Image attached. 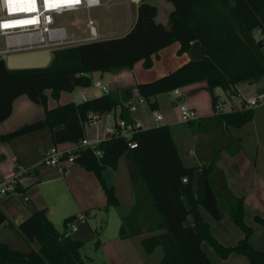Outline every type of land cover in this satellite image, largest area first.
Returning a JSON list of instances; mask_svg holds the SVG:
<instances>
[{"label": "trees", "instance_id": "16d2710c", "mask_svg": "<svg viewBox=\"0 0 264 264\" xmlns=\"http://www.w3.org/2000/svg\"><path fill=\"white\" fill-rule=\"evenodd\" d=\"M152 1L140 3L136 22L125 35L57 49L47 68L10 70L0 57V124L11 116L15 100L22 95L45 109L44 118L0 133V143L49 129L54 146L78 144L86 136V124L93 120L91 114L104 116L119 108L121 119L132 123L126 105L134 97L132 89L56 107L49 106L48 92L59 99L63 92L90 87L91 74L95 72L133 69L139 63L151 69L154 58L174 43H179L178 55L182 56L190 51L193 42H199L204 55L187 60L157 79L139 82L138 94L156 109L157 102L152 98L206 82L213 94L215 119L226 128H241L252 121L254 108L243 99L241 109L226 112L219 106L214 91L221 89L230 97H237V85L257 83L264 78V0H168L175 7L170 14V28L156 21L158 9ZM194 121L188 124L194 125ZM224 133V138L228 136L231 141V154L238 153L240 145ZM130 141L136 147L130 148ZM98 149L100 156L89 148L79 149L74 153V164L92 172L109 204L119 206L115 188L106 184L104 173L117 170L120 160L127 159L135 203L131 212L122 217V238L147 236L142 241L143 249L152 254L161 247L160 264H212L203 242H208L221 258L237 253L247 257L251 264H264V250H257L251 243L253 229L244 219V198L232 194L225 177L216 178L219 156L199 167L187 165L167 125L141 128L131 139L114 133L100 142ZM197 169H201V175L195 192ZM15 184L16 191L22 193L21 185L17 181ZM201 207L217 221L231 219L245 233L244 239L234 247L222 245L204 220ZM189 216L193 218L192 225L187 223ZM74 219L65 220L66 231ZM255 222L264 227L263 217L257 215ZM6 224L15 226L0 206V228ZM17 229L27 241L39 242L40 248L24 252L0 240V264H85L81 257L84 243L67 232L59 233L47 210H37Z\"/></svg>", "mask_w": 264, "mask_h": 264}, {"label": "crops", "instance_id": "0c3cea01", "mask_svg": "<svg viewBox=\"0 0 264 264\" xmlns=\"http://www.w3.org/2000/svg\"><path fill=\"white\" fill-rule=\"evenodd\" d=\"M129 2L132 4L135 13L131 22L127 20L117 22L114 32L107 37L103 35V39L123 36L131 30L137 19L138 5L134 4L131 0H129ZM152 3L158 9L156 21L165 25L167 28H170V14L175 9L174 5L168 0H153ZM159 7H161L164 12L161 22L158 20L160 13ZM172 47L176 49L178 54L180 45L179 43H174L162 50L159 53L158 58H154V65L151 69H147L143 63H139L133 69H123L114 72H95L91 74L92 84L90 87H85L89 99L100 96L104 93L93 86V83L98 81L101 82L103 86L107 87L109 92L116 94H120L126 89H132L134 94L133 100L135 101L139 97L137 91L138 83L149 81L154 77V75L147 73L149 70L156 68V66H160V72L163 75L169 72L168 68H164L165 63L163 60L165 52ZM203 55L204 51L202 45L199 42H193L190 51L182 56H186L184 59L186 62L190 59H201ZM237 90L239 92L237 98H239L240 101V107L237 109H241L242 99L247 103L248 100L253 97L264 95V79L253 84L241 83L237 85ZM214 93L218 98L220 97L218 89L215 90ZM63 94L64 93L61 94L59 100L63 99ZM48 95V104L50 107H56L62 103H55L50 92H48ZM152 101L157 102L156 109H153L147 101L143 104L136 102L137 109L134 112L129 111L132 121L139 123L142 129H150L162 125L169 126L172 129L179 153L187 165L199 167L202 164L213 161L219 156L216 178L222 180L223 177H225L228 189L232 194L238 198H244V219L246 224L253 229L251 243L257 250H264V227L255 222V217L257 215L264 218V170H261L258 164L252 166L251 161V158L254 157L253 151L256 150V163L258 162L261 146L257 144L256 149L249 150L245 142L243 143L241 139L231 135L233 140L240 145V151L234 155L231 154V141L228 139V136L225 138L223 136V132L228 128H226L219 119H215L213 94L209 91L206 82L196 83L181 88L178 97H175L172 93L160 94L155 98H152ZM178 102L187 103L198 113L199 117L194 121V125L180 121ZM233 104L234 102H232V105ZM172 113H177V120L171 119ZM158 116H162V120H158ZM44 117V107L32 102L26 95H22L15 100L11 116L0 124V133L6 134L12 132L25 124ZM120 118V108L113 114V116H102L97 124H90L86 127V137L90 141L99 144L107 138L106 129L115 125ZM197 123H200L199 125L208 124V128L210 127L209 131H211V129L213 131L218 130L222 138L210 137V135H206L205 133L202 135L195 134L193 130L199 126ZM73 145L74 144L72 143H65L56 147L65 149L70 148ZM53 147L54 143L49 129H43L15 138L8 143H0V182L14 180L24 189L21 195L13 196L3 205L4 207H1L9 220L15 225L14 227H11L6 224L0 228V240L8 245L10 242L6 239L10 234L9 230H12L13 228L17 229V226L24 219L31 216L37 210H41V208H39L34 202L33 197L36 198V195H33V197L28 195L29 190L55 181H65L66 179L71 178L72 172H74L76 178L82 177L86 180L90 179L89 174L74 165L69 166L66 170L43 165L42 162L45 152ZM220 150L221 153L219 155ZM124 158L125 157L120 160L117 170H113V172L119 170L120 164ZM241 158L245 159L243 160L244 166L240 162ZM73 166L76 169H74ZM244 167L247 169L244 170ZM109 170L110 169L106 170L104 173L107 185H109L108 177L112 174ZM24 171L25 173L17 179L18 173ZM58 173L60 174L59 177L57 176ZM200 175L201 169H197L194 173L195 192H197V184ZM130 184L128 198L132 207L135 203V196L132 183ZM70 185L71 183H68L69 188ZM117 187L118 186L115 184V191H118ZM217 187H220L218 183ZM125 193L128 194V189H125ZM26 195L29 198L28 202H25L23 198ZM85 199L89 201V197H86ZM200 210L204 220L209 224L214 237L225 247H234L244 239L245 233L228 217L221 221H217L202 207ZM51 213L52 209H49L47 212L48 217ZM187 223L191 225L193 224L192 216L188 217ZM65 232H67L72 238L76 239L75 234L80 232V228L77 226V230L74 231L68 227ZM141 237L142 236H138L134 238H137L139 245H141L143 249L142 241L147 236H143V238ZM25 241L29 242L27 240ZM29 243L30 245L28 248L35 250L36 243ZM202 247L211 259L212 264H251L247 257L237 253H232L226 259L221 258L208 242H203ZM143 252L144 254H147L144 249Z\"/></svg>", "mask_w": 264, "mask_h": 264}, {"label": "rangeland", "instance_id": "374dc122", "mask_svg": "<svg viewBox=\"0 0 264 264\" xmlns=\"http://www.w3.org/2000/svg\"><path fill=\"white\" fill-rule=\"evenodd\" d=\"M101 2L102 5L99 8H94L89 12L65 15L61 18V21L63 23L75 22V27L72 30L76 34H82L85 30L83 22L90 16L97 23L101 34L106 37L114 32L117 22L123 20L131 22L135 13L129 0H101ZM159 8L158 20L161 22L164 12L161 7ZM4 48L5 40L0 38V51ZM0 57L2 58L1 54ZM185 58L186 56L178 55L175 48H169L164 54V68H168L171 71L183 64ZM160 71V66L149 70L147 73L154 75L153 79L149 81L163 75ZM98 83V81H95L93 86H97ZM79 91L80 89L76 88L73 92H63V99L53 98L54 102H62L60 104H64L66 102L80 101ZM218 93L220 96L219 106L222 110L229 112L240 107L239 98L230 97L221 89H218ZM232 102H234L233 105ZM253 108L255 116L252 121L241 128L228 127V129H225L224 135L229 134L238 137L243 143L245 142L249 150L256 149L257 144L260 145L261 150L259 151L258 162L256 163V150L253 151L254 157L251 158V161L252 166L258 164L261 170H264V105ZM171 119L177 120V113H172ZM207 126L208 124L199 125L193 132L197 135L205 133L210 135V137L222 138L218 130H216L217 132L212 129L209 131L210 129H206ZM243 160L245 159L241 158L240 162L244 166ZM73 165L89 174L90 179L76 178V175L74 176V172H72L71 178L35 187L29 190L28 195L30 197L36 195V198L33 197L34 202L41 210H47L48 212L49 209H52L49 219L59 233L66 231L64 223L67 218L85 215V221L75 220L80 228V232L75 234V237L84 243L81 249V257L85 264H160L163 257L161 247L157 248L152 255L144 254L137 238H122L120 235L122 217L128 215L132 208L128 198L131 180L126 159L122 160L117 172H113L112 169L109 170L112 174L108 177V186L114 187L115 184L118 186V191H115V194L120 201L119 206L109 204L107 194L92 172L86 171L80 165ZM74 166L73 168L76 169ZM245 169L247 168L244 167ZM57 176L59 177L60 174L58 173ZM67 182L71 183L70 188ZM125 189H128V194L125 193ZM86 197H89V201L85 199ZM1 207L4 206L2 205ZM9 232L10 234L6 240L10 242L9 245L11 247L24 252L34 250L28 248L30 243L25 241L26 239L18 229L13 228ZM35 243V250L38 251L40 244L39 242Z\"/></svg>", "mask_w": 264, "mask_h": 264}, {"label": "built area", "instance_id": "2783aa9c", "mask_svg": "<svg viewBox=\"0 0 264 264\" xmlns=\"http://www.w3.org/2000/svg\"><path fill=\"white\" fill-rule=\"evenodd\" d=\"M102 5L101 0H0V38L5 40V48L0 54L10 55L13 53H22L28 51L44 49H63L84 43H90L101 40L99 27L95 20L90 16L83 22L85 30L82 34H76L72 28L75 22L63 23L61 18L65 15L77 14L80 12H89L94 8ZM104 93H108L107 87L101 82L95 86ZM79 98L82 102L88 101L89 97L85 87H78ZM175 97L180 95V89L171 92ZM136 102L143 104L146 99L139 97L127 103L130 112L137 109ZM180 121L189 123L197 120L199 115L187 103L178 102ZM248 107L264 105V95L256 96L248 100ZM222 109V108H221ZM114 112L107 115L113 116ZM93 120L90 124H97L102 116L91 114ZM162 120V116L157 117ZM90 124H86V127ZM141 129L137 122L128 123L124 119H118L116 124L106 129L107 137L114 133H119L124 137L131 139L133 134ZM129 147H136V143L129 142ZM82 148L91 149L95 155L100 156L101 151L98 149V143L90 141L86 136L78 144L70 148L61 149L56 146L46 151L43 158V165L66 170L75 162L74 153ZM24 172H19L17 179ZM187 182V179H184ZM21 195L16 191L15 181L0 182V206L4 205L13 196ZM24 201L28 202L29 198L24 196ZM85 215L76 216L70 223V228L77 230L75 220L85 221Z\"/></svg>", "mask_w": 264, "mask_h": 264}, {"label": "water", "instance_id": "95a60500", "mask_svg": "<svg viewBox=\"0 0 264 264\" xmlns=\"http://www.w3.org/2000/svg\"><path fill=\"white\" fill-rule=\"evenodd\" d=\"M131 1L139 6L143 0ZM55 51L54 49H44L13 53L10 55H3L2 59L5 60L6 66L10 70L42 69L50 66Z\"/></svg>", "mask_w": 264, "mask_h": 264}]
</instances>
